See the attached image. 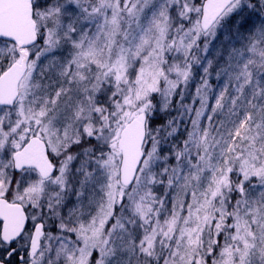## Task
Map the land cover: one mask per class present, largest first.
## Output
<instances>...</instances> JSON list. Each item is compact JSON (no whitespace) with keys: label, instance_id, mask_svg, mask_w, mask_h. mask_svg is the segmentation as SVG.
Returning a JSON list of instances; mask_svg holds the SVG:
<instances>
[{"label":"snow or ice","instance_id":"snow-or-ice-1","mask_svg":"<svg viewBox=\"0 0 264 264\" xmlns=\"http://www.w3.org/2000/svg\"><path fill=\"white\" fill-rule=\"evenodd\" d=\"M0 264H264V0H0Z\"/></svg>","mask_w":264,"mask_h":264}]
</instances>
